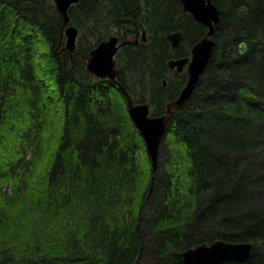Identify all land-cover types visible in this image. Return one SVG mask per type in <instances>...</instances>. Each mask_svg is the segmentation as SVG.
I'll return each mask as SVG.
<instances>
[{"label":"trees","instance_id":"obj_1","mask_svg":"<svg viewBox=\"0 0 264 264\" xmlns=\"http://www.w3.org/2000/svg\"><path fill=\"white\" fill-rule=\"evenodd\" d=\"M211 1L212 56L152 173L121 88L86 58L139 32L115 55L117 80L158 115L186 81L168 60L207 28L179 0H78L66 24L53 0H0V205L26 203L15 216L0 207V264H185L183 250L216 239L253 244L221 264H264V0Z\"/></svg>","mask_w":264,"mask_h":264},{"label":"water","instance_id":"obj_2","mask_svg":"<svg viewBox=\"0 0 264 264\" xmlns=\"http://www.w3.org/2000/svg\"><path fill=\"white\" fill-rule=\"evenodd\" d=\"M57 10L62 15L63 21L68 22L67 10L69 6L78 0H53ZM184 11L188 12L197 23L207 28L206 33L195 42L190 49V56L171 58L168 67L181 72L186 70V83L178 95L168 101L162 114L150 113L147 102L135 103L128 91L118 82V68L115 54L118 48L125 44H136V37L128 38L125 34L120 41L117 35H110L97 43L86 58L87 72L99 78H107L116 83L122 90L126 99L127 112L143 138L146 152L150 158L152 173L158 167L159 144L164 134L167 123L171 120L174 108L181 107L192 95L199 82L201 74L207 67L212 56L215 25L219 22L218 10L211 0H179ZM65 47L70 52L75 48L77 29L72 25L65 28ZM142 39L146 40L145 32H141ZM166 38L172 47H176L182 40L181 31H173L166 34ZM165 82V81H164ZM253 244L250 242H229L216 239L210 243H200L183 250L180 255L185 264H221L225 261L243 262L251 254Z\"/></svg>","mask_w":264,"mask_h":264},{"label":"clouds","instance_id":"obj_3","mask_svg":"<svg viewBox=\"0 0 264 264\" xmlns=\"http://www.w3.org/2000/svg\"><path fill=\"white\" fill-rule=\"evenodd\" d=\"M15 180H9V181H6V183L8 184H15ZM31 189L29 190V193H27L26 195H31ZM0 207H4L5 210L10 214V215H13L15 216L16 214H18L21 209H24L26 208V203L24 201H17L14 205L12 206H7V205H0ZM35 219V215L31 212H29L27 214V217L25 218V223H29L30 220H33ZM12 235V231H5L4 233H2V239L5 241V240H8L9 236ZM22 236H27V233L24 232V233H21ZM14 245H19L22 247V242L20 241H16V242H13V243H9L7 244L6 246L9 247V248H14Z\"/></svg>","mask_w":264,"mask_h":264},{"label":"flooded vegetation","instance_id":"obj_4","mask_svg":"<svg viewBox=\"0 0 264 264\" xmlns=\"http://www.w3.org/2000/svg\"><path fill=\"white\" fill-rule=\"evenodd\" d=\"M182 37H183V35H182ZM138 38H139V36H138ZM180 42H181V41H180ZM179 44H180V43H179ZM179 44H178V45H179ZM178 45H177V46H178ZM177 46H176V47H177ZM171 47H172V46H171ZM176 47H172V48L174 49V48H176ZM190 49H191V48H190ZM186 56H190V50H189V54L186 55ZM184 57H185V56H184ZM172 58H179V57H172ZM170 59H171V58H170ZM167 66H168V62H167ZM168 68H169V67H168ZM169 69H172V70H174V71H177L175 68H169ZM183 71H185V73H186V70H185V69H183L181 72H183ZM177 72H178V73H181V72H179V71H177ZM186 78H187V75H186ZM163 82H164V81H163ZM185 83H186V81H185ZM185 83H184V84H185ZM183 86H184V85H183Z\"/></svg>","mask_w":264,"mask_h":264},{"label":"rangeland","instance_id":"obj_5","mask_svg":"<svg viewBox=\"0 0 264 264\" xmlns=\"http://www.w3.org/2000/svg\"><path fill=\"white\" fill-rule=\"evenodd\" d=\"M130 38H131V37H130ZM143 152H144V154L146 153V148H145L144 142H143L142 147H141L140 150H139V155L141 156ZM146 154H147V153H146ZM147 155H148V154H147Z\"/></svg>","mask_w":264,"mask_h":264},{"label":"bare ground","instance_id":"obj_6","mask_svg":"<svg viewBox=\"0 0 264 264\" xmlns=\"http://www.w3.org/2000/svg\"><path fill=\"white\" fill-rule=\"evenodd\" d=\"M133 27V26H132Z\"/></svg>","mask_w":264,"mask_h":264}]
</instances>
